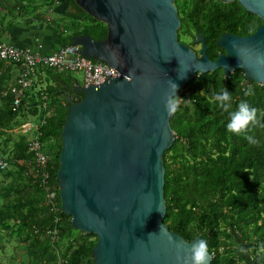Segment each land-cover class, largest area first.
Masks as SVG:
<instances>
[{
	"label": "trees",
	"instance_id": "16d2710c",
	"mask_svg": "<svg viewBox=\"0 0 264 264\" xmlns=\"http://www.w3.org/2000/svg\"><path fill=\"white\" fill-rule=\"evenodd\" d=\"M61 1L62 14L51 18ZM176 5L182 21L180 42L194 49L195 40L204 37L213 61L225 53L218 45L224 34L250 36L264 25L237 1L176 0ZM49 17L61 48L84 35L96 41L107 38L108 26L76 0H0V41L11 26H31ZM16 70L19 76V64L0 60V159L8 163L0 170V264H95L98 237L72 227V218L62 210L58 180L70 107L66 93L79 98L72 75L45 69L41 87L36 81L15 111L11 88L17 83ZM224 87L232 92V110L241 100L264 109V84L246 80L243 70L229 78L223 69L198 74L179 91L171 121L176 140L164 155V223L187 241L203 236L212 264H264V128L249 130L260 139L259 145L249 143L244 133L226 130L228 113L215 100V93ZM249 87L254 95L245 96ZM29 119L37 129L26 134L20 128ZM31 140L50 156L48 185L56 192L55 205L48 204Z\"/></svg>",
	"mask_w": 264,
	"mask_h": 264
},
{
	"label": "water",
	"instance_id": "95a60500",
	"mask_svg": "<svg viewBox=\"0 0 264 264\" xmlns=\"http://www.w3.org/2000/svg\"><path fill=\"white\" fill-rule=\"evenodd\" d=\"M219 1H237L264 22V0ZM76 2L105 23L108 34L101 41L84 35L73 45L121 75L88 87L74 80L83 97L66 93L70 107L58 173L62 210L74 229L98 237L95 264H180L177 258L191 245L164 223V155L176 140V111L166 112L165 99L198 74L219 69L227 78L243 70L246 80L264 84V65L257 63L264 56V25L248 37L224 34L218 45L225 54L213 61L204 37L195 40L202 44L200 55L180 42L176 0Z\"/></svg>",
	"mask_w": 264,
	"mask_h": 264
},
{
	"label": "built area",
	"instance_id": "2783aa9c",
	"mask_svg": "<svg viewBox=\"0 0 264 264\" xmlns=\"http://www.w3.org/2000/svg\"><path fill=\"white\" fill-rule=\"evenodd\" d=\"M0 60L17 63L21 67L17 83L11 88V92L15 96V111L20 108L24 93L34 86L37 76L47 68L61 74L81 73L83 75L84 87L101 85L107 79L117 78L118 74L121 75L117 70L108 67L106 64H99L84 57L80 52V47L76 45L62 47L53 53L44 54L17 48L5 41H0ZM36 129L37 125L31 122L25 123L20 128L26 134H30ZM29 146L30 150L36 155L37 169L43 170V184L47 190L48 204L55 205L56 192L52 191L48 185V162L50 156L44 152L42 145L38 141L31 140ZM7 168L8 163L0 159V170Z\"/></svg>",
	"mask_w": 264,
	"mask_h": 264
},
{
	"label": "clouds",
	"instance_id": "9594fccd",
	"mask_svg": "<svg viewBox=\"0 0 264 264\" xmlns=\"http://www.w3.org/2000/svg\"><path fill=\"white\" fill-rule=\"evenodd\" d=\"M232 47L238 49L240 46L238 43L233 42ZM257 63L264 65V56H258ZM170 86L174 89L177 87L172 81L170 82ZM244 95H254V89L249 87ZM215 100L218 107L222 111L228 113L229 119L226 124V130L228 132L237 135L244 133L247 141L253 145H259L261 143L260 139L250 134L249 130L254 126L264 128V121L260 119V117H264V109H259L251 105L247 100H241L236 108L232 110V92L229 91L227 87L215 93ZM178 104L179 100L176 99L174 95L168 96L164 102L166 112H175ZM152 235L153 233L149 234V237L151 238ZM186 243L190 244L191 247L186 249V255L177 258L180 264H209L211 252L209 250L208 241L203 236H201L199 240L193 239ZM178 246L183 247V244Z\"/></svg>",
	"mask_w": 264,
	"mask_h": 264
},
{
	"label": "crops",
	"instance_id": "0c3cea01",
	"mask_svg": "<svg viewBox=\"0 0 264 264\" xmlns=\"http://www.w3.org/2000/svg\"><path fill=\"white\" fill-rule=\"evenodd\" d=\"M63 2L64 1H61L56 6L54 13L51 14V18H54L53 15L58 16L62 14V9L64 8ZM12 3H16L17 5L16 1H13ZM1 14L5 15L6 12L3 11L1 12ZM2 40L11 45H14L17 48L41 52L44 54L53 53L61 48L58 32L53 27L52 23H50V17L47 18L45 21H36L31 26H27L24 23H19L15 26H11L6 29V33L2 37ZM18 73L19 70H16V73L13 78L14 81L16 80ZM45 76L47 75L45 73V70H43V72L38 75L37 82H40L42 79H44ZM81 85L83 87V84ZM39 86L41 87V85ZM73 86L76 87L75 83ZM40 87H38V89Z\"/></svg>",
	"mask_w": 264,
	"mask_h": 264
},
{
	"label": "rangeland",
	"instance_id": "374dc122",
	"mask_svg": "<svg viewBox=\"0 0 264 264\" xmlns=\"http://www.w3.org/2000/svg\"><path fill=\"white\" fill-rule=\"evenodd\" d=\"M53 16H54V18L58 17V16H55V15H53ZM201 47L202 46H201L200 43H196V45L194 46V49H195V51H200L201 50ZM71 75H72V79L77 80L80 84H84L83 75L81 73L74 72ZM45 77L47 78V76H45ZM39 83L40 82H37L38 86L41 85ZM29 121L31 123H35L33 119H29Z\"/></svg>",
	"mask_w": 264,
	"mask_h": 264
},
{
	"label": "flooded vegetation",
	"instance_id": "af4514ba",
	"mask_svg": "<svg viewBox=\"0 0 264 264\" xmlns=\"http://www.w3.org/2000/svg\"><path fill=\"white\" fill-rule=\"evenodd\" d=\"M235 36H238V35H235ZM251 36V35H250ZM240 37H248V36H240ZM201 46H202V44H201ZM202 48V47H201ZM223 54H225V53H223ZM221 55V54H220ZM219 55V56H220ZM81 93L80 92H77V93H75V95L76 96H78V97H80L81 95H80Z\"/></svg>",
	"mask_w": 264,
	"mask_h": 264
}]
</instances>
